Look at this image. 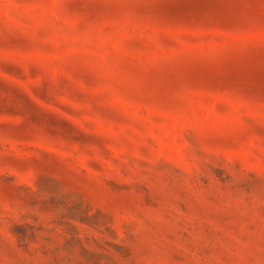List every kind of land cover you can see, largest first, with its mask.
Wrapping results in <instances>:
<instances>
[{
	"label": "rangeland",
	"instance_id": "374dc122",
	"mask_svg": "<svg viewBox=\"0 0 264 264\" xmlns=\"http://www.w3.org/2000/svg\"><path fill=\"white\" fill-rule=\"evenodd\" d=\"M0 264H264V0H0Z\"/></svg>",
	"mask_w": 264,
	"mask_h": 264
}]
</instances>
